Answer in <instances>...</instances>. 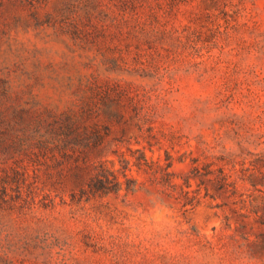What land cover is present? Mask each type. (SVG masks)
I'll return each instance as SVG.
<instances>
[{
    "label": "rangeland",
    "instance_id": "374dc122",
    "mask_svg": "<svg viewBox=\"0 0 264 264\" xmlns=\"http://www.w3.org/2000/svg\"><path fill=\"white\" fill-rule=\"evenodd\" d=\"M0 264H264V0H0Z\"/></svg>",
    "mask_w": 264,
    "mask_h": 264
},
{
    "label": "trees",
    "instance_id": "16d2710c",
    "mask_svg": "<svg viewBox=\"0 0 264 264\" xmlns=\"http://www.w3.org/2000/svg\"><path fill=\"white\" fill-rule=\"evenodd\" d=\"M99 181L102 182V180H99ZM95 187H96V188H99L100 186L95 185Z\"/></svg>",
    "mask_w": 264,
    "mask_h": 264
}]
</instances>
